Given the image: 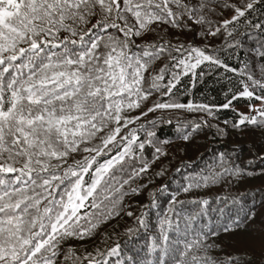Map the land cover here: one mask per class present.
<instances>
[{
  "label": "snow or ice",
  "instance_id": "1",
  "mask_svg": "<svg viewBox=\"0 0 264 264\" xmlns=\"http://www.w3.org/2000/svg\"><path fill=\"white\" fill-rule=\"evenodd\" d=\"M193 29L203 41L223 36L224 45L181 39ZM245 34L258 36L255 46L231 67L220 54L239 58ZM204 67L237 78L220 107L237 112L233 102L248 101L231 128L264 129V0H0V264H243L216 255L218 239L246 228L256 212L240 196L199 193L253 176L260 153L245 167L220 153L184 177L166 209L157 193L167 183L139 215L124 206L169 155L174 141L158 135L161 126L175 120V140L185 144L204 127L227 135L212 123L216 106L181 99L190 91L181 93L182 79L195 87ZM121 214L134 217L126 235L149 234L144 247L127 256L119 242L89 250Z\"/></svg>",
  "mask_w": 264,
  "mask_h": 264
},
{
  "label": "trees",
  "instance_id": "2",
  "mask_svg": "<svg viewBox=\"0 0 264 264\" xmlns=\"http://www.w3.org/2000/svg\"><path fill=\"white\" fill-rule=\"evenodd\" d=\"M225 16H230V12L224 10ZM214 20L220 19L217 15ZM243 31V30H241ZM196 29L181 35V39L193 42L199 46L208 44L212 47H220L224 45L223 36L216 38L209 37L207 41L195 34ZM258 36L243 35V48L238 50V56L232 53V50L226 49L220 55L231 67L239 68L241 62L246 59L245 52L255 46ZM175 39V37H173ZM205 75L198 79L195 87L192 86L188 77H184L178 88L183 93L184 89H189V94H181V99L187 101L195 99L197 102H204L216 106V119L212 121L222 128H227V135L223 138L215 136V130L204 127L198 130L191 142L185 144L183 141L175 140V129L173 125H163L158 130V135L161 138H172L173 143L168 145L169 155L167 158H162L151 171L146 174L143 181L140 183L146 184L139 195H132L125 198V210H131L136 215L140 214V206L149 203V193L157 188L168 184L169 187L163 193H157L158 204L160 210L166 209L168 198L177 194V189L181 184L185 183L184 177L190 173H199L209 167L220 153H226L236 161L241 167H245L248 160L254 159L256 153L264 155V129H257L254 126H248L243 131L234 130L231 128V122L237 117L241 109L247 108L248 101L240 99L233 102V106L237 109L234 112L231 108L224 109L220 107L226 102L225 95H230V90H234L236 77L233 73H226L223 69L213 68L209 70L204 67ZM199 71V70H198ZM233 77V79H229ZM238 86V85H237ZM254 103H258L255 101ZM151 115V114H150ZM201 113L183 112L182 116L185 119H196L202 116ZM229 121V125H225L224 121ZM142 136L143 133H140ZM151 149L146 148L145 155L151 158ZM161 168H166L164 176H155L154 173ZM179 169V170H178ZM255 174L251 177H244L239 181H234L231 185L218 184L213 185L209 189L202 190L199 195L212 198L214 196H223L226 193L240 196L246 207L253 209L256 212L254 222L248 224L246 228H241L233 234L224 235L218 239L220 247L215 253L220 258L224 259L228 256L239 257L243 264H264V175L260 174L264 170V163L259 160L255 161L252 169ZM149 177L152 182L149 183ZM183 193L179 194V199H190ZM131 206V207H129ZM215 206V205H213ZM185 211H190L191 206L186 205ZM157 209L153 208L149 211V219L154 224L156 221ZM134 225V217H128L121 214L112 219L109 223L103 225L99 234L94 240L87 242V248L91 250L94 246L101 248L112 246L114 242H119L123 256L134 254L138 249H142L148 239L147 233L141 231L138 235L129 237L126 235L128 227ZM103 240V243L101 241ZM73 244H79L78 241H73ZM115 261L116 257L111 258Z\"/></svg>",
  "mask_w": 264,
  "mask_h": 264
},
{
  "label": "rangeland",
  "instance_id": "3",
  "mask_svg": "<svg viewBox=\"0 0 264 264\" xmlns=\"http://www.w3.org/2000/svg\"><path fill=\"white\" fill-rule=\"evenodd\" d=\"M259 104V102L257 103V105ZM249 109L248 108H243L241 109L242 112H247Z\"/></svg>",
  "mask_w": 264,
  "mask_h": 264
}]
</instances>
